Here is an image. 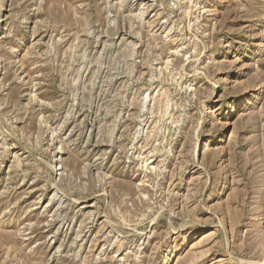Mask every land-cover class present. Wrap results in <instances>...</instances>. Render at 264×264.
<instances>
[{
  "label": "rangeland",
  "instance_id": "1",
  "mask_svg": "<svg viewBox=\"0 0 264 264\" xmlns=\"http://www.w3.org/2000/svg\"><path fill=\"white\" fill-rule=\"evenodd\" d=\"M0 264H264V0H0Z\"/></svg>",
  "mask_w": 264,
  "mask_h": 264
}]
</instances>
